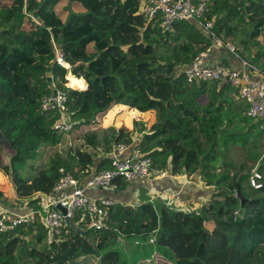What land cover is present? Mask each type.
I'll return each mask as SVG.
<instances>
[{"label":"trees","instance_id":"1","mask_svg":"<svg viewBox=\"0 0 264 264\" xmlns=\"http://www.w3.org/2000/svg\"><path fill=\"white\" fill-rule=\"evenodd\" d=\"M59 1L0 0V130L17 150L11 161L16 195L0 189V203L12 207L28 198L27 205L40 208L59 168L75 177L96 161L97 170L109 168L110 157L97 155L132 144L137 134L134 147L154 168L186 180L197 174L213 191L198 207L115 202L101 229L78 209L71 219L82 231L66 225L63 237L49 236L37 218L0 231V264H264V130L247 116L244 102L226 95H238L237 89L188 83L182 71L217 37L229 39L240 58L264 72V51L250 54L247 43L257 40L258 47L264 35V0H206L213 36L191 20L162 30L160 15L148 20L141 0H69L83 11L64 19L56 11ZM55 90L66 92L69 133L76 130L74 140L82 142L69 138L67 155L55 152L46 165H35L42 144L56 146L69 134L53 128L57 111L40 107ZM117 104L155 110L156 119L148 128L138 120L132 129L102 128L100 120ZM235 146L262 175L260 188L249 185L253 196L244 193L250 170L227 160ZM113 181L118 189L127 185L122 177ZM237 184L245 198L241 215Z\"/></svg>","mask_w":264,"mask_h":264},{"label":"built area","instance_id":"2","mask_svg":"<svg viewBox=\"0 0 264 264\" xmlns=\"http://www.w3.org/2000/svg\"><path fill=\"white\" fill-rule=\"evenodd\" d=\"M141 11L148 20L160 15L162 30L168 29L175 21L191 20L205 33L213 36L210 30L212 22L205 19L209 11L206 0H141ZM213 39L214 44L223 47L238 59L239 67L234 68L224 63L207 64L205 58L209 51L208 48L206 51L199 52L184 68L186 81L188 83L199 81L228 83L237 89L239 98L246 104L247 116L256 123L259 129L264 130V72L254 68L247 59L240 58L236 53L235 45L229 39L222 40L217 37ZM56 60L61 65L67 66L60 53H57ZM66 102L67 95L62 90H55L51 95L40 99V107L43 110L58 112L53 128L62 133H69L73 126ZM127 146L125 143L117 144L115 151L112 150L104 155L110 157V167L95 169L82 180L62 167L59 168L61 174L53 187L52 199L47 203H40V208L29 206L22 213L11 210L0 211V231L11 230L21 224H32L38 218L48 230L49 236L51 234L65 236L68 230L65 229L64 216L55 207L57 202L67 208V215L70 218L78 209L87 211L90 214L91 225L95 229H101L107 219V207L115 202L110 197L91 198L86 190L117 189V184L113 181L115 177H122L123 180L129 182L137 179L150 180L155 177L173 176L168 169L154 168L150 157L136 147L131 148L125 155L120 154L127 149ZM261 179V173L255 169L251 171L248 182L252 188L258 189L261 187ZM117 241L123 242L121 237H118ZM148 241L152 243L153 237H150Z\"/></svg>","mask_w":264,"mask_h":264},{"label":"crops","instance_id":"3","mask_svg":"<svg viewBox=\"0 0 264 264\" xmlns=\"http://www.w3.org/2000/svg\"><path fill=\"white\" fill-rule=\"evenodd\" d=\"M205 62L207 64L224 63L234 68H238L240 65L237 58L233 57L223 47H220L214 43L209 47V51L205 58ZM73 85H77V80L73 81ZM207 94L208 91L205 94V98L207 97ZM226 95L233 98L237 103H240V101L241 103L244 102L239 98L238 95L234 94L233 90L228 91ZM116 106L121 108L119 114L120 113L121 115L123 114L124 117L128 118V122H129V124H123V125L120 124L117 128H115L116 130L121 126H125L128 129H132L134 120L142 121L145 124V126L148 128L152 123H154L156 119V118L155 119L150 118V116L155 115L154 110L141 112L137 109L130 108L123 104H117L113 107ZM123 106L124 108H122ZM112 108L105 115L107 118L104 119L105 122L103 123V125H102V119L100 120V126L102 128L113 127L111 118L112 115L115 114V111H113ZM139 113H141L142 115L145 114L143 119L141 120L137 119V115ZM138 139H139V135L138 134L134 135L133 143L128 145L127 149L125 151L120 152V154L122 155L127 154V152L135 146V143H137ZM81 140L82 139H78L77 141L72 140L73 141L72 143L78 144L82 142ZM70 143L71 141L69 139V134H65V136L63 135L61 142L57 144L55 147H57L60 153H62L63 155H67L69 151L68 147ZM113 150L115 151V147L113 148ZM104 155H107V153L104 154L103 152H101L97 155V157L99 156L100 158H102ZM96 165H97V161L90 165L88 174H86L84 177H81L82 175L81 173L79 175L80 177L78 176L77 178L82 180L85 177H88L93 170L97 169ZM10 185H12V183ZM1 190L4 191L9 196L15 197L16 195L12 186H11V190H12L11 193H9L8 188ZM212 191L213 188L203 185L199 179V176L195 174L192 175L187 180L178 178L176 176L155 177L150 180L137 179L127 182V185L124 189L97 188L94 190H86V193L91 198L98 199L101 197H110L112 200H114V202H119L121 204H127V205H136L140 202H150L149 199L151 198V196H154L153 200L154 203L156 204L155 206L162 205L165 202L166 203L173 202L174 204L181 203L189 206L192 205L193 207H198L202 202H205L209 198ZM33 196L39 197L40 195L35 194ZM52 196H54V193L49 195H41L38 203L39 204L47 203L52 199ZM17 201H19L17 202V205L12 207L0 203V211L11 210L20 213L25 212L29 207V205H27L28 198L22 199L21 201L18 199Z\"/></svg>","mask_w":264,"mask_h":264},{"label":"rangeland","instance_id":"4","mask_svg":"<svg viewBox=\"0 0 264 264\" xmlns=\"http://www.w3.org/2000/svg\"><path fill=\"white\" fill-rule=\"evenodd\" d=\"M56 11H58L60 13L61 17L64 19V18L67 17L69 11L79 12V11H83V9L81 10L80 5L71 4L69 2V0H60L58 2V4L56 5ZM258 39L260 40L258 47L256 45L257 40H248L247 43H248L249 48H250V54H252L253 52H256V51H264V35L260 36ZM183 70H184V68L182 69V71ZM67 82H68V79H67ZM66 86H69V85L66 84ZM122 108H124V106ZM112 110L115 111V114L112 115V118H111V122H112V125H113L114 128H117L120 124L121 125H123V124H129L128 118L124 117L123 114L121 115V113L119 114V111L121 110L120 107H117V106L116 107H113ZM154 113H155V115L154 116L153 115L150 116V118H152V119L153 118L154 119L156 118V111L155 110H154ZM144 115L145 114L142 115L141 113H139L137 115V119H140V120L143 119ZM105 118H107V117L104 116V118H102V125L105 122V120H104ZM69 134H71V135H69V138L70 139L72 138L74 140V137L78 135V132H76V130H73ZM75 140L77 141L78 139H75ZM263 141H264V138L261 139V142H263ZM260 149H261V151H264V144H262V146H261ZM55 152H60L57 149V147L50 146L48 144H42L39 147V156H38L37 160L36 161H33L32 163L35 164V165H46L47 162L49 161V158ZM227 160L230 161L235 166V168L238 167L240 164L243 163V164L246 165V168L248 170H250V172L256 169V163H254L252 160L248 159L245 151L242 150V149H240V148H238V147H236V146L235 147H232L230 149V151L227 153ZM25 172H26V170L24 171V173ZM10 184H11V182L7 181V178H6L5 174L1 170L0 171V189H6V188H8L9 193H11L12 192V190H11V186L12 185H10ZM244 185L246 187L244 189V193L246 195L253 196V194L250 192L251 191L250 188H249V185L250 184L245 183ZM34 197L35 196H33L32 198H34ZM153 198H154V196H151V198L149 199V201L152 200L151 201L152 203H154ZM171 205H173V207H177V208H186L188 206V205L181 204V203L180 204L179 203H175L174 204L173 202L171 203ZM33 243H34V245L36 244L34 241H33Z\"/></svg>","mask_w":264,"mask_h":264},{"label":"water","instance_id":"5","mask_svg":"<svg viewBox=\"0 0 264 264\" xmlns=\"http://www.w3.org/2000/svg\"><path fill=\"white\" fill-rule=\"evenodd\" d=\"M67 67V66H66ZM17 155V150L14 148L7 136L0 130V170L3 171L5 174L7 181L11 182V173H12V167H11V161L14 157ZM245 172H241L236 177V182H238L241 175H243ZM236 197L240 200V207L239 214L243 213V205L245 202L244 196L241 194V189L239 185L237 184L236 189ZM55 207L57 210L61 212V214L64 216V221L66 225L74 228L75 230L81 232L82 230L77 227V225L74 223V221L67 215V208L62 206L60 202H57Z\"/></svg>","mask_w":264,"mask_h":264},{"label":"bare ground","instance_id":"6","mask_svg":"<svg viewBox=\"0 0 264 264\" xmlns=\"http://www.w3.org/2000/svg\"><path fill=\"white\" fill-rule=\"evenodd\" d=\"M66 65V64H65Z\"/></svg>","mask_w":264,"mask_h":264}]
</instances>
